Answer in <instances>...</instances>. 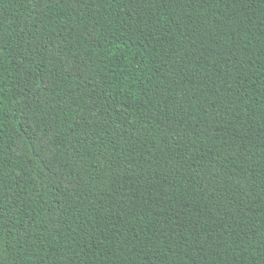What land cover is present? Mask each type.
Instances as JSON below:
<instances>
[{
    "label": "trees",
    "instance_id": "obj_1",
    "mask_svg": "<svg viewBox=\"0 0 264 264\" xmlns=\"http://www.w3.org/2000/svg\"><path fill=\"white\" fill-rule=\"evenodd\" d=\"M0 264H264V0H0Z\"/></svg>",
    "mask_w": 264,
    "mask_h": 264
}]
</instances>
